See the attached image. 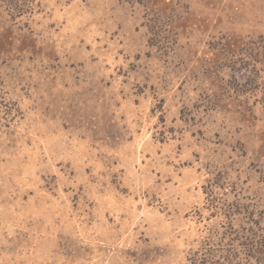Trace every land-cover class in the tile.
<instances>
[{
	"label": "rangeland",
	"instance_id": "obj_1",
	"mask_svg": "<svg viewBox=\"0 0 264 264\" xmlns=\"http://www.w3.org/2000/svg\"><path fill=\"white\" fill-rule=\"evenodd\" d=\"M0 264H264V0H0Z\"/></svg>",
	"mask_w": 264,
	"mask_h": 264
}]
</instances>
